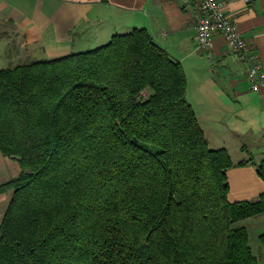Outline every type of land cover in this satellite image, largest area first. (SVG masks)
Returning a JSON list of instances; mask_svg holds the SVG:
<instances>
[{"label":"trees","instance_id":"obj_1","mask_svg":"<svg viewBox=\"0 0 264 264\" xmlns=\"http://www.w3.org/2000/svg\"><path fill=\"white\" fill-rule=\"evenodd\" d=\"M0 264H258L182 65L144 28L98 48L0 69ZM264 247V233L258 236ZM264 260V256H263Z\"/></svg>","mask_w":264,"mask_h":264},{"label":"crops","instance_id":"obj_2","mask_svg":"<svg viewBox=\"0 0 264 264\" xmlns=\"http://www.w3.org/2000/svg\"><path fill=\"white\" fill-rule=\"evenodd\" d=\"M225 10L264 71V0H226ZM198 0H0V64L40 53L52 59L105 45L114 34L146 29L187 78V100L211 149L233 163L264 159V87L251 89L248 62L215 34L201 47L195 26ZM77 38V39H76ZM42 59V60H43ZM18 162L0 153V185L19 176ZM230 203L264 195L253 165L227 171ZM0 193V222L11 197ZM263 223L264 214L243 221ZM262 225V226H263Z\"/></svg>","mask_w":264,"mask_h":264},{"label":"built area","instance_id":"obj_3","mask_svg":"<svg viewBox=\"0 0 264 264\" xmlns=\"http://www.w3.org/2000/svg\"><path fill=\"white\" fill-rule=\"evenodd\" d=\"M226 0H198L200 19L195 26L196 39L203 48L212 46L213 36L222 35L229 49L248 62L247 79L253 91L264 87V71L225 10Z\"/></svg>","mask_w":264,"mask_h":264},{"label":"rangeland","instance_id":"obj_4","mask_svg":"<svg viewBox=\"0 0 264 264\" xmlns=\"http://www.w3.org/2000/svg\"><path fill=\"white\" fill-rule=\"evenodd\" d=\"M77 39V38H76ZM25 58L21 59H15L8 61H4L2 64H0V69H7V68H13L20 63H23L24 61H39L42 60L43 56L40 53H35L33 49L31 52L24 53ZM247 228L248 235H249V245L252 249L253 254L256 256L258 260V264H264L263 256H264V247L260 243L258 236L261 233H264V225L263 223H257L256 225L254 223L246 222L244 224ZM263 225V226H262Z\"/></svg>","mask_w":264,"mask_h":264}]
</instances>
